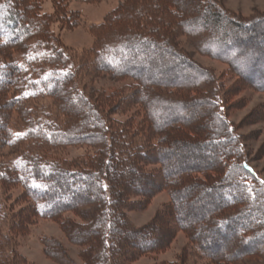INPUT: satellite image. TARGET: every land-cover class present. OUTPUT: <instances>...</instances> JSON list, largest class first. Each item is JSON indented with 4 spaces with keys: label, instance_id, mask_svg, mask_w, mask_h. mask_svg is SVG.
I'll use <instances>...</instances> for the list:
<instances>
[{
    "label": "trees",
    "instance_id": "obj_1",
    "mask_svg": "<svg viewBox=\"0 0 264 264\" xmlns=\"http://www.w3.org/2000/svg\"><path fill=\"white\" fill-rule=\"evenodd\" d=\"M39 4L0 0V151L14 152L0 155V222L1 190L19 186L31 204L7 233L0 224V264H34L13 238L36 217L59 224L81 249L82 264H136L168 250L179 233L208 264H264V182L229 119L237 94H264V14L246 20L215 0L127 1L98 27L82 67L130 84L88 95ZM61 4L55 2L58 13ZM179 36L224 63L235 83L224 85L197 64L180 49ZM44 99L53 100L51 109L36 105ZM255 113L264 120V104ZM15 115L19 128L11 126ZM76 146L94 153L71 163L53 157ZM163 191L170 203L136 228L129 213ZM188 196L196 215L184 203ZM232 232L241 248L223 255L218 250ZM42 244L47 259L78 264L56 239Z\"/></svg>",
    "mask_w": 264,
    "mask_h": 264
},
{
    "label": "rangeland",
    "instance_id": "obj_2",
    "mask_svg": "<svg viewBox=\"0 0 264 264\" xmlns=\"http://www.w3.org/2000/svg\"><path fill=\"white\" fill-rule=\"evenodd\" d=\"M19 1V0H14ZM28 1V0H26ZM31 1V0H29ZM39 14L50 19L49 32L51 38L64 49L71 60V65L79 67L81 70L76 77L77 85L88 95H93L95 92L105 91L107 93L119 87L130 84L128 81L119 82L113 80L110 76L98 74L95 77L93 72H84L82 65L91 59L92 50L96 44V35L98 27L103 26L111 16L117 14L118 11L124 9L127 1L131 0H38ZM61 1V13H58L55 2ZM153 1V0H151ZM190 1V0H188ZM225 10L231 14L250 20L257 15L264 14V0H215ZM113 28L109 30L112 32ZM258 43L262 38L256 37ZM177 43L184 52L188 53L192 59L202 68L210 70L214 73L216 79H220L224 85L230 86L235 83L236 78L228 74L227 66L208 56L199 54L194 49L190 40L185 36H179ZM209 51L214 52V49ZM146 67H148L146 65ZM232 103H235L234 110L230 113L229 119L237 128L238 134L245 138L246 154L245 160L257 173L258 177L264 182V120H258L256 113L264 104V94L258 93L250 89L243 90L233 98ZM54 102L50 99L39 100L36 105L39 107H51ZM33 106L35 104H32ZM124 119V117L116 116L115 119ZM16 122V123H15ZM242 122H244L242 124ZM11 126L19 128L21 126L18 116H14ZM15 151V150H14ZM94 149L86 146H76L56 151L55 157L61 161L77 162L82 161L87 155L93 154ZM210 152L209 154H212ZM14 154L12 149L2 148L0 155L10 157ZM203 155V154H200ZM205 156V155H204ZM208 156V155H207ZM173 162H177L179 157L173 156ZM179 162V161H178ZM1 186V185H0ZM3 211L1 226L7 233L12 225L15 216L20 214L22 210H29L31 204L24 195V190L19 187L8 189L6 195H3ZM170 193L163 191L156 195L145 210L133 211L129 213V218L136 228H142L153 221L156 214L163 209L165 205L170 203ZM184 203L188 209L195 212L198 204H194L192 197L185 198ZM206 208L202 209L205 212ZM73 217L72 215H66ZM188 221L196 223L198 226L204 225V220L197 216H188ZM231 238L226 240L218 250L219 253L225 255L234 249L241 248L239 244L232 238L234 232L230 234ZM44 238L56 239L68 251L70 257L82 264L79 255L81 249L69 243L65 237L59 224L52 220L35 218L29 221V225L25 228L24 234L14 235V241L17 245V250L28 258L34 264H58L46 258L42 241ZM197 249L192 244L184 233H179L173 242L172 246L165 252L157 255L143 257L136 264H170L176 259L182 257L186 260L185 264H208L206 259L198 257Z\"/></svg>",
    "mask_w": 264,
    "mask_h": 264
}]
</instances>
